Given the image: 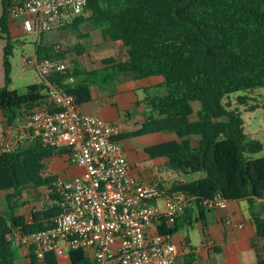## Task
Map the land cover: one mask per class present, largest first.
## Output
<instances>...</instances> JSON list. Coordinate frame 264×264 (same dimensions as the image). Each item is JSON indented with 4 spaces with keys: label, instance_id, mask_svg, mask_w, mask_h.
I'll use <instances>...</instances> for the list:
<instances>
[{
    "label": "trees",
    "instance_id": "obj_1",
    "mask_svg": "<svg viewBox=\"0 0 264 264\" xmlns=\"http://www.w3.org/2000/svg\"><path fill=\"white\" fill-rule=\"evenodd\" d=\"M16 2L0 0V37L5 41L0 90L3 117L11 120L23 111L47 106V82L73 95L79 105L90 100L91 84L106 85L122 74L133 79L162 76L158 87L164 93L148 95L142 101L159 117L150 116L136 134L175 133L177 139L149 145L145 151L151 157L165 156L173 170L204 172L205 176L175 181L169 188L158 184L167 192L183 191L194 197L191 208L171 225H160V232H177L183 225L179 220L192 226V210L204 218V210L211 207L205 201L216 197L246 200L256 230L250 244L257 263L264 264V157L251 156L264 145L245 132L241 112L223 104L231 93L264 88V0H89L82 13L66 14L65 23L58 28L85 37L88 34L80 26L87 22L100 29L107 42L123 47L122 54L104 57L94 68L84 67L75 57L71 68L45 78L38 74V80L26 85L22 93L8 89L13 39L9 10ZM43 33L35 44L38 59L79 55L85 50L78 42L69 49L57 47L43 41ZM194 102L201 106L197 120H191ZM238 102L264 107V99L248 95ZM196 136L199 140L194 144ZM62 155L69 157L70 150L42 139L0 152V191H7L8 202L7 209L0 210V264H16L20 239L48 227L62 212L64 196L57 188V177L44 174L47 160ZM21 187L47 189L31 222L16 214V203H9ZM68 257V264H94L82 249L70 250ZM27 258L29 264L38 262L31 252ZM39 263L59 264L53 251L46 252Z\"/></svg>",
    "mask_w": 264,
    "mask_h": 264
},
{
    "label": "built area",
    "instance_id": "obj_2",
    "mask_svg": "<svg viewBox=\"0 0 264 264\" xmlns=\"http://www.w3.org/2000/svg\"><path fill=\"white\" fill-rule=\"evenodd\" d=\"M10 18L21 19L26 32H47L62 26L66 14H80L89 0H15ZM60 47V46H57ZM43 78L71 68L69 57L24 59ZM25 65L23 66L24 69ZM69 80H72L70 77ZM47 106L23 111L11 120L0 119V152L42 139L70 150L69 160L81 173L58 178L63 194L62 212L43 229L20 239L19 249L40 262L44 254L66 255L82 249L94 264H180L189 253L159 226L171 225L186 211L194 197L183 191L167 192L158 184L140 181L130 173V162L116 140L119 125L103 117L82 113L73 95L47 82ZM226 207L216 197L205 201ZM36 209L31 207L27 222ZM211 239H205L207 246Z\"/></svg>",
    "mask_w": 264,
    "mask_h": 264
},
{
    "label": "crops",
    "instance_id": "obj_3",
    "mask_svg": "<svg viewBox=\"0 0 264 264\" xmlns=\"http://www.w3.org/2000/svg\"><path fill=\"white\" fill-rule=\"evenodd\" d=\"M21 29H23L21 19L9 18V30L13 37L18 36ZM85 33L89 35L88 31ZM0 39L4 41L3 38L0 37ZM100 44V46L90 49L101 48L102 46H105V48L118 46V49L121 48L124 51L119 44L107 42L104 34ZM56 45L60 46L59 44ZM86 50L89 49H85L81 54L74 56L84 55L87 53ZM95 51L100 54L101 49H96ZM107 56L110 55L98 57L97 61L89 66L82 65L86 68H94L98 66L100 59ZM163 79L162 76L155 75L133 79L128 74H122L106 85L91 84L89 86L90 100L80 103L78 109L82 113L97 115L115 121L119 125V133L116 136V140L123 148L130 162V173L140 181L162 184L164 186L162 182L156 179L158 168L164 167L167 170H176L167 166V158L165 156L151 157L145 151V148L152 144L175 140L177 139L176 134L172 132L136 134L150 116L159 117L158 113L151 111L142 101L148 95L164 93V89L158 87L163 82ZM148 87L151 88L146 91L144 88ZM2 88L3 84H0V90ZM199 110L197 112L194 110L191 120H193V117L198 119L197 113ZM2 117L3 115L0 113V119ZM198 140V136L192 138L194 144H197ZM58 158L63 160L64 164V171L60 177L69 178L81 173L82 169L73 164L67 155H62ZM184 180L187 179L183 178L180 181ZM2 195L3 193L0 191V197ZM3 197L5 195L1 198L0 210H4L3 207L5 206L2 203ZM33 204L34 202H22L20 208L16 207V214L28 215ZM6 206L8 207V202H6ZM189 208H191V205ZM203 217L201 218L198 210H192V226L187 225L182 220L178 221L179 225L181 223L183 225L179 227L177 232L172 234V237L176 243L186 245L190 249L189 253L179 257L180 264H258L255 251L250 244L251 239L256 235V230L251 220L249 204L246 200L227 201V206L223 208L218 206L209 207L204 210ZM194 227H197L200 231V238L197 243L193 242L191 233L188 230ZM206 238L211 239V242L205 247L202 244ZM56 256L59 264L69 263L68 254ZM16 264H29L28 258L20 249H18ZM36 264L42 263L37 262Z\"/></svg>",
    "mask_w": 264,
    "mask_h": 264
},
{
    "label": "rangeland",
    "instance_id": "obj_4",
    "mask_svg": "<svg viewBox=\"0 0 264 264\" xmlns=\"http://www.w3.org/2000/svg\"><path fill=\"white\" fill-rule=\"evenodd\" d=\"M0 11H1V5H0ZM84 16H87L88 13L83 14ZM90 27V30H89ZM81 32H89L88 36L85 37H78L79 32H74L70 29H62V28H53L47 32H44L42 34V40L46 42H60L55 43L59 44L60 48L62 49H69L71 48L74 43L78 42L82 46L85 47L86 54L81 56H76V59L79 60L80 64L82 65H90L91 63H94L97 61L98 57L105 56V55H114L118 56L121 53L119 47L117 46H108L105 48V46H102L100 54H98V51L96 53V49H90L94 48L95 46H100L103 38L102 31L97 28H92L87 22L83 23L80 26ZM12 36V35H11ZM39 34L34 32H26L23 29L20 30V34L18 36L13 37L12 39V55L9 58L10 63V69H9V78H10V84H8V89L14 90L18 93H22L24 91V88L26 85L30 83H34L38 80V72L35 69V66L33 63H27L24 64V59H33L34 58V52H35V44L39 40ZM5 44V41L0 39V84H3L4 79V71L2 66V55H3V46ZM67 57H69L72 61V59L75 58L73 53L67 54ZM25 65L24 69L23 66ZM85 67V66H84ZM245 95L252 96L258 99H264V88H258L253 91L251 90H242L237 91L234 93L229 94V96L225 97L223 104L226 106L227 109H238L241 112V116L244 122V130L246 133H250L254 138L259 139L263 145H264V107H247L244 104H240L238 101L241 99V97H244ZM230 102L231 106H227V103ZM193 108L195 112L201 108L199 102L193 103ZM193 120H197V117H193ZM199 138V137H198ZM254 158H263L264 157V147L263 149L255 154L251 155ZM63 160H61L58 157H55L53 159H50L46 162V169H45V175L46 176H56L58 178L63 173ZM159 171V172H158ZM158 171H156V179L158 181L162 182L165 187H171L172 183L175 181H180L181 179L185 178L188 181L196 180L201 177L205 176L204 172H197V173H190V174H184L177 171H171L167 170L166 168H158ZM3 195H6L7 191H1ZM47 189L45 187L40 188H29V187H21L20 193L15 198L11 199L9 203L13 206L16 203V207L20 208V205L22 202H29L34 204L31 206L35 208L37 211H39L42 207V200L46 196ZM2 195V196H3ZM0 197V202L1 198ZM2 203H4L3 209H7L6 197H3ZM191 233V238L194 243L199 242L200 238V231L197 227H194L193 229H188Z\"/></svg>",
    "mask_w": 264,
    "mask_h": 264
}]
</instances>
